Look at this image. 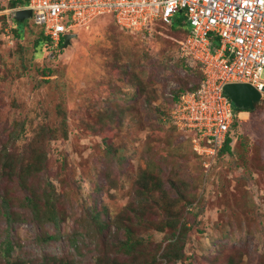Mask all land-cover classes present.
Segmentation results:
<instances>
[{
	"label": "rangeland",
	"instance_id": "374dc122",
	"mask_svg": "<svg viewBox=\"0 0 264 264\" xmlns=\"http://www.w3.org/2000/svg\"><path fill=\"white\" fill-rule=\"evenodd\" d=\"M12 9L0 0V264H264V99L238 114L230 153L198 152L171 117L200 77L182 31L130 32L102 13L41 49ZM171 27L189 28L181 14Z\"/></svg>",
	"mask_w": 264,
	"mask_h": 264
},
{
	"label": "built area",
	"instance_id": "2783aa9c",
	"mask_svg": "<svg viewBox=\"0 0 264 264\" xmlns=\"http://www.w3.org/2000/svg\"><path fill=\"white\" fill-rule=\"evenodd\" d=\"M16 9L31 10L52 48L102 13L130 32L149 31L156 21L169 24L181 14L189 31L180 54L199 63L202 78L179 96L171 117L180 129L195 132L198 152L218 151L238 116L224 84L248 83L264 99V0H28Z\"/></svg>",
	"mask_w": 264,
	"mask_h": 264
},
{
	"label": "trees",
	"instance_id": "16d2710c",
	"mask_svg": "<svg viewBox=\"0 0 264 264\" xmlns=\"http://www.w3.org/2000/svg\"><path fill=\"white\" fill-rule=\"evenodd\" d=\"M27 2H28V0H9V7L10 8H17L19 6L26 5ZM14 23H15V29H14L15 30V34L18 35L19 34V31H21V30L16 26L15 20H14ZM155 23H156V26L165 25L171 31H182V33H183L182 39H180V40L178 39L177 40L178 50H180L181 43H182L185 35L188 33L189 30L188 29L185 30V31H183V30H174L171 27L172 22L169 23V24H165V23H162L160 21H156ZM39 31H40V36L35 41L36 45L38 46L37 48H41L42 49L43 46H45V47H51V40L48 37L44 36L42 30H39ZM62 41H63V38H61L59 44L57 45V48L58 49L62 46ZM39 43L42 44V45H38ZM183 59L186 60L185 57H183ZM188 60L191 61L190 59H188ZM191 62L195 63V65L199 68V63L198 62H194V61H191ZM48 71H50V69H48ZM199 73H200V77H199L198 83L196 85H194V86L189 87V88L182 89L180 91L181 92L180 95L182 93L186 92V91L194 90V89H196L199 86L200 80L202 78V73L200 71V68H199ZM180 95L175 96V103L174 104H176L178 102ZM232 106H233L236 114H238L239 112L249 111L250 110L249 108L237 107L234 104H232ZM236 122H237V117H235V120H234V122L232 124V128L236 125ZM231 132H232V130H231ZM231 132H229L228 135L226 136V138H225V140H224V142L222 144V147L218 150L219 153H230V142L232 141V139H231ZM2 150L6 153V151H5L6 149L5 148H3ZM7 156H8V154H7ZM8 158H9V156H8ZM36 160H37V156H36ZM34 162H36L37 164H35ZM34 162H29V169H34L36 171L37 170H40V163H39V161L37 160V161H34ZM32 194H33V192H32V190H30L25 195L24 198H25V200H26V202L28 204L30 203L32 205L31 208L35 210L36 207H37V205H36L35 197ZM9 205H10L9 204V200L7 198L2 199V201H1V207H2V209L4 211V213H9V211H8ZM50 213H51L50 215H51L52 220L55 221L56 216L54 214H52V212H50ZM169 220H166L168 222V224L171 227L175 226ZM167 222H165V223H167ZM169 225H167V226H169ZM181 226H182V224H181ZM181 226H180V229H181ZM158 228L162 230L163 229V225H162V227H158ZM123 229H124L125 237H124L123 240H121L120 247L123 248V251L126 252L127 255H129V256H131L133 258H136L137 257V254L139 252V249H138L137 246L140 245L141 239L138 236L134 235V233L132 232V230L129 227L123 226ZM175 234L176 233L173 232L172 233V236H174ZM175 239H178V238H175ZM175 242H176L175 240L170 241V243H172L173 245H174ZM169 248L172 249V247H169ZM169 248H167V250H165V251L163 250V253H162L163 256L166 258V260H172V259H175L176 260V259H180L181 258V254L182 253H181V251L179 249H176V248L173 247L174 251L170 252ZM154 259L152 260L153 262H154ZM104 264H113V263H104ZM114 264H116L115 261H114ZM140 264H149V263L143 262V263H140Z\"/></svg>",
	"mask_w": 264,
	"mask_h": 264
},
{
	"label": "water",
	"instance_id": "95a60500",
	"mask_svg": "<svg viewBox=\"0 0 264 264\" xmlns=\"http://www.w3.org/2000/svg\"><path fill=\"white\" fill-rule=\"evenodd\" d=\"M30 16V9H17L13 12L15 20L29 19ZM74 35L75 33L64 34L62 47H66ZM222 88L223 92L229 97L230 101L237 107L252 109L253 104L261 99L260 93L248 83H226Z\"/></svg>",
	"mask_w": 264,
	"mask_h": 264
},
{
	"label": "clouds",
	"instance_id": "9594fccd",
	"mask_svg": "<svg viewBox=\"0 0 264 264\" xmlns=\"http://www.w3.org/2000/svg\"><path fill=\"white\" fill-rule=\"evenodd\" d=\"M16 10H17V9H16ZM14 11H15V10H14ZM14 11H13V12H14Z\"/></svg>",
	"mask_w": 264,
	"mask_h": 264
},
{
	"label": "crops",
	"instance_id": "0c3cea01",
	"mask_svg": "<svg viewBox=\"0 0 264 264\" xmlns=\"http://www.w3.org/2000/svg\"><path fill=\"white\" fill-rule=\"evenodd\" d=\"M239 113H241V112H239ZM239 113H238V114H239Z\"/></svg>",
	"mask_w": 264,
	"mask_h": 264
}]
</instances>
